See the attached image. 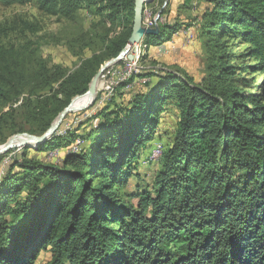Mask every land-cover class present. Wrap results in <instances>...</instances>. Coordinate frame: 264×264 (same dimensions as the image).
<instances>
[{
  "label": "trees",
  "instance_id": "trees-1",
  "mask_svg": "<svg viewBox=\"0 0 264 264\" xmlns=\"http://www.w3.org/2000/svg\"><path fill=\"white\" fill-rule=\"evenodd\" d=\"M198 1L208 3L200 29L215 56L206 85L163 71L129 87L139 76L133 74L64 135L26 144L0 173V264H35L46 250L45 264H264V0ZM28 2L69 20L87 7L95 26H106L97 52L68 74L0 44V109L28 92L22 107L42 123L41 134L127 44L135 0H0ZM159 27L144 36L147 47L184 26ZM248 71L260 80L242 76ZM46 88L49 95L33 105L31 95ZM168 107L177 112L175 131L145 158L158 163L153 180L129 191ZM13 110L0 112V132ZM77 142L80 150H66ZM58 148V163L28 155Z\"/></svg>",
  "mask_w": 264,
  "mask_h": 264
},
{
  "label": "rangeland",
  "instance_id": "rangeland-1",
  "mask_svg": "<svg viewBox=\"0 0 264 264\" xmlns=\"http://www.w3.org/2000/svg\"><path fill=\"white\" fill-rule=\"evenodd\" d=\"M187 5H183V0H151L150 3H147V10L143 15L145 23H147L146 20L150 19L154 26L156 24H175L179 27L184 26L187 28H180L172 34L169 41L160 45H151L147 47L144 43V37L142 38L140 42V57L137 59L136 63V65H139L140 69H137V73H135L139 76H136V79H134L131 84H128L129 87H139L142 85L143 83H141V80H146V78L143 77H147L148 74H154L151 77H147L148 80H155V76L163 71H174L182 77H191L196 84L206 85L209 72L211 71L209 68L213 66L215 62V56L212 55L213 50L206 45L205 38L202 36L200 29L202 23L200 18L205 7L208 6V3L192 0ZM97 21V16L87 7L79 9L76 18L69 20L46 14L40 11L34 3L31 2L12 5L0 4V44L5 46L8 50H24L27 54L25 56L26 59L31 61L30 64L36 65L38 61H42L48 68L54 69L55 67H59L68 74L75 70L82 60L91 56L92 53L97 52L100 47V35L103 34L106 26H95ZM94 26L96 28H94ZM119 29L120 28H117L116 31H119ZM172 43H174V48L165 53L157 49L161 48V46L169 47ZM239 47L241 49L243 45L239 44ZM233 50L235 52L237 51L236 48H233ZM110 59L106 60L101 66L106 65ZM124 59L123 57L118 62L107 64L99 74L96 81L95 98L100 96V88L103 82L112 80L114 73L122 69V62ZM244 62L249 64L250 61L246 60ZM251 75L254 78L253 84L260 80L261 73H253L252 71H248L242 76L250 77ZM55 86L56 84L54 87ZM31 89H33V87H30V90ZM49 93V88H46L31 95L33 105L36 104L37 96H45L49 95ZM28 94V92L23 93L13 104L1 107V113L9 112L11 108H14V110L12 113L13 115L8 116L6 123L1 127L0 147L14 135L29 133L27 130L30 129L36 131V133L30 134L41 135L49 128L48 127L40 134L38 130L42 126V123L33 122L31 120L32 115H30L29 111L27 112L26 108L22 107L25 106L24 98H26ZM116 96H118L117 92ZM88 99L86 98V100ZM110 99L111 97H104L99 106L105 104ZM85 102L84 100L78 101L77 104L73 106L74 109L66 113L58 129L66 124L71 125L70 128H72V125L86 120L87 116L96 110L99 99L96 104H94L93 101V103L86 108L79 107L84 105ZM176 113L174 107H168V111L162 114L158 132L154 134V138L149 141L146 148L140 153L137 162V174L131 175L128 180L129 191H134L136 187L146 186L152 182L158 168V163L156 161L152 164L148 163L149 160H145L146 154L149 149H151L152 144H154V146L159 144L163 148V145H166L171 139L176 128ZM55 119L56 118H54L53 121ZM98 122L97 118L92 119V124L97 125ZM78 144L79 142L75 143V146ZM24 146L25 144H17L7 150L11 151L1 160L0 173L6 168L8 162L17 156ZM71 148L72 146L70 149ZM157 149H155L156 151L154 150L153 153L151 152L152 156L158 157L155 154ZM59 151H61L59 148L49 152H38L34 149H30L28 155L42 160H53L58 163L64 154L62 153V155H59L57 153L54 155V153ZM151 153L149 159H152ZM50 256L49 251H41L35 264L49 263Z\"/></svg>",
  "mask_w": 264,
  "mask_h": 264
},
{
  "label": "water",
  "instance_id": "water-1",
  "mask_svg": "<svg viewBox=\"0 0 264 264\" xmlns=\"http://www.w3.org/2000/svg\"><path fill=\"white\" fill-rule=\"evenodd\" d=\"M151 0H135L134 3V14H133V24H132V32L131 35L129 36L127 40V44L124 46V48L121 50V52L116 56L113 57L109 60L107 64L110 63H115L120 61L123 57H127L128 59L132 60L133 59V54L130 52V49L133 45L139 43L144 36H149V35H156L160 31L159 25H155L152 28L145 27L143 25V8L144 5L147 3H150ZM103 65L101 68L98 70V72L94 75L92 82L90 84L89 89L81 95H77L71 99L69 104L59 113V115L56 117V119L51 123L49 128L41 135H33L30 133H23V134H18L12 136L5 144H3L0 147V154L4 153L5 151L9 150L10 147H13L15 145H20V144H36L45 141L48 139L52 134L56 133L58 130V127L61 125V122L66 115L68 111H71L74 109L73 103L75 99L85 95L89 94L91 96V99L89 100V103L87 102L85 105L79 106V107H88L90 106L94 99H95V94H96V81L99 76V74L103 71V69L107 66ZM78 107V108H79ZM24 135L26 136V139H23L22 142L19 143H13L12 141L16 136Z\"/></svg>",
  "mask_w": 264,
  "mask_h": 264
},
{
  "label": "built area",
  "instance_id": "built-area-1",
  "mask_svg": "<svg viewBox=\"0 0 264 264\" xmlns=\"http://www.w3.org/2000/svg\"><path fill=\"white\" fill-rule=\"evenodd\" d=\"M145 11H143V15H144ZM147 23H145L144 19H143V25L145 27L148 28H152L154 27L153 22L149 19L146 20ZM174 48V43H172L169 47H162L161 48H157L159 51L165 53L171 49ZM131 69H140L139 65H131L129 63L128 58L126 57V64H123L122 69L117 70L116 73H114V77L112 80H106L103 82L102 87L100 88L101 94L99 96V103L96 106H99V104H101V101L104 97H112L114 95V91H115V81L119 78V77H125L127 72L130 71ZM141 83H145L147 80H141ZM71 125H64L62 126L60 129L57 130L56 133H62V130H65V128L70 127ZM82 144L83 142L79 143L77 148H72V149H66V150H80L82 148ZM59 154L62 155V151L56 152L55 154Z\"/></svg>",
  "mask_w": 264,
  "mask_h": 264
},
{
  "label": "bare ground",
  "instance_id": "bare-ground-1",
  "mask_svg": "<svg viewBox=\"0 0 264 264\" xmlns=\"http://www.w3.org/2000/svg\"><path fill=\"white\" fill-rule=\"evenodd\" d=\"M146 6L147 5H145L144 6V8H143V11H146L147 9H146ZM149 10V9H148ZM141 42V41H140ZM137 43V44H135V45H133L132 47H131V49H130V52L133 54V60L132 61H129V63L131 64V65H136V63H137V59L140 57V44L141 43ZM125 59L124 60H126V56L124 57ZM128 60H130V59H128ZM135 73H137V69H131L130 71H128L127 72V74H126V76L125 77H119L116 81H115V87L118 85V84H120V83H122V82H124V81H126V80H128L133 74H135ZM86 98L88 99V100H86ZM90 98H91V96L89 95V94H85V95H83V96H81V97H79V98H77V99H75V101H74V103H73V106L74 105H76L77 104V102L78 101H86L85 103H84V105L88 102L89 103V100H90ZM106 100H107V98H106ZM69 128L70 127H67V128H65V130H62V133H57V134H59V135H63V134H65L66 132H67V130H69ZM23 139H26V136H24V135H20V136H16L15 138H14V140L12 141L13 143H19V142H22V140ZM77 146L78 145H74V146H72V148H77ZM71 148V149H72ZM70 151H77V150H70ZM156 151V150H155ZM159 153H160V150L159 149H157V152H155V154L157 155V156H159ZM153 158H157V157H154V156H152ZM152 158V159H153Z\"/></svg>",
  "mask_w": 264,
  "mask_h": 264
}]
</instances>
